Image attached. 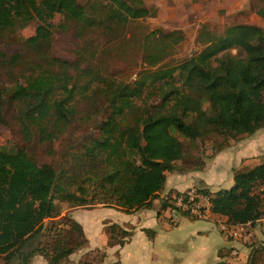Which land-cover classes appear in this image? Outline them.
<instances>
[{"label":"trees","instance_id":"obj_1","mask_svg":"<svg viewBox=\"0 0 264 264\" xmlns=\"http://www.w3.org/2000/svg\"><path fill=\"white\" fill-rule=\"evenodd\" d=\"M260 2L263 5L256 13L264 18V0ZM108 14L113 20L129 23L149 16L150 9L136 1L111 0ZM56 15L87 25L93 23L81 0H0V31L19 21L37 20L50 25ZM202 35L206 46L200 53L174 66L148 70L134 85H106L100 73L92 76L91 83L97 81L98 89L106 93L110 112L99 124V135L84 146L80 159L83 164L104 165L105 170L97 177L101 175L109 196L116 197L117 206L126 212L150 207L164 189L168 171L176 167L188 171L206 167L202 157L193 156L191 149L187 152L180 136L190 141L223 137L218 146L212 144L213 151L207 155L214 158L231 145V140L264 128V29L235 24L222 33L202 31ZM50 37L46 31L28 41L37 45ZM145 58L155 66L163 57L148 50ZM56 61L62 71L52 69L32 75L17 85L9 97V102L17 105L19 120L27 133L32 128L40 134L51 132L49 125L60 128L76 113L73 98L81 90V78L80 72L72 75L69 70L79 65ZM157 83L159 105L148 104L141 113L128 109L133 97L141 96L150 86L157 87ZM3 112L4 100L0 99V121ZM62 174L66 170L40 163L24 147L3 146L0 137V255L5 264H31L35 255L43 256L50 264H61L88 243L82 225L63 213L91 201L69 190L68 178ZM258 186H264V162L236 169L234 184L213 193V211L226 216L231 223L257 222L264 217V188L256 193ZM202 189L210 193L207 188ZM56 199L70 206L62 211ZM60 218L63 223L56 221ZM107 229L109 244L123 245L125 238L131 236L117 223ZM42 237H46L48 244H43ZM263 254L264 246L253 248L246 264H264ZM91 256L88 253L81 264L101 263L106 253Z\"/></svg>","mask_w":264,"mask_h":264},{"label":"rangeland","instance_id":"obj_2","mask_svg":"<svg viewBox=\"0 0 264 264\" xmlns=\"http://www.w3.org/2000/svg\"><path fill=\"white\" fill-rule=\"evenodd\" d=\"M81 1L87 5L88 15L93 20L90 25L56 15L50 25L37 20L29 23L19 21L13 27L0 31V99L4 100L3 120L0 121L1 144L24 147L40 163H50L59 171L66 170L62 175L67 176L66 181L72 185L68 186L69 190L91 201L82 207L117 205V198L110 197L107 188L103 187L101 175L97 177L105 170L104 165L98 162L83 164L80 159L84 146L99 135V124L110 112L106 93L98 89L97 81L91 83L92 76L100 73L106 85H134L148 70L174 66L200 53L206 46L202 31L222 33L227 27L240 23L264 29V18L256 13L263 4L260 0H130L144 3L150 9V15L123 23L109 17L111 0ZM46 31L51 36L50 40L43 39L37 45L28 41L30 37ZM148 50L163 57L157 65L148 64L145 58ZM232 52L237 54V50ZM13 56L17 58L13 60ZM57 59L79 65L77 69L74 65L69 70L72 75L80 72L81 78V90L74 101H70H73L76 113L68 124H62L60 128L49 125L51 132L40 134L37 128H32L31 133H27L19 120L18 107L9 102V97L17 85L25 83L32 75L52 69L62 71ZM89 83L90 90L86 91ZM156 86L158 88L150 86L143 90L141 96L133 97L128 109L141 113L148 104L159 105V83ZM180 139L184 140L187 152L191 149L193 156H200L206 162L212 159L207 156L213 151L212 144L216 147L223 141L221 136L200 141H190L182 136ZM239 140H231V143ZM261 157L242 169L264 162V154ZM176 168L177 172L181 171ZM263 188L258 186L255 192L261 193ZM56 202L62 211L70 206L59 199ZM257 225L259 234L248 242L254 245L253 248L264 246V220ZM41 240L44 245L48 244L46 237ZM257 244L260 246H255ZM0 264H5L1 255Z\"/></svg>","mask_w":264,"mask_h":264},{"label":"crops","instance_id":"obj_3","mask_svg":"<svg viewBox=\"0 0 264 264\" xmlns=\"http://www.w3.org/2000/svg\"><path fill=\"white\" fill-rule=\"evenodd\" d=\"M262 154L264 128L231 143L207 161L203 170L168 171L166 185L150 207L131 212L108 204L68 208L63 214L68 213L82 225L88 243L61 264H81L88 253L95 256L101 252L106 253L103 262L92 264H246L254 247L248 242L259 234L257 224L264 218L250 222L252 236L249 239H234L224 234L213 220L196 219L175 208L169 197L192 185L207 188L212 195L219 189L230 188L234 184L235 169L253 164L262 159ZM164 203L168 205L163 207ZM113 223L131 232L123 245L109 244L107 228ZM31 264L50 263L43 256L35 255Z\"/></svg>","mask_w":264,"mask_h":264},{"label":"built area","instance_id":"obj_4","mask_svg":"<svg viewBox=\"0 0 264 264\" xmlns=\"http://www.w3.org/2000/svg\"><path fill=\"white\" fill-rule=\"evenodd\" d=\"M171 203L182 212L201 220H213L220 230L234 239H249L252 236L250 222L231 223L227 217L213 211V195L206 193L197 185H192L185 191L174 195ZM234 254L238 251L234 249Z\"/></svg>","mask_w":264,"mask_h":264}]
</instances>
